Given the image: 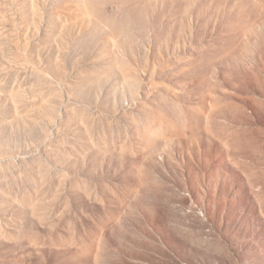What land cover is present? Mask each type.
Wrapping results in <instances>:
<instances>
[{
    "label": "rangeland",
    "instance_id": "1",
    "mask_svg": "<svg viewBox=\"0 0 264 264\" xmlns=\"http://www.w3.org/2000/svg\"><path fill=\"white\" fill-rule=\"evenodd\" d=\"M0 264H264V0H0Z\"/></svg>",
    "mask_w": 264,
    "mask_h": 264
}]
</instances>
